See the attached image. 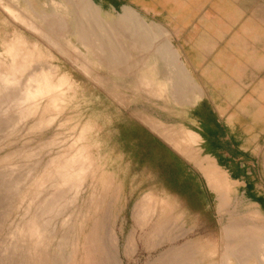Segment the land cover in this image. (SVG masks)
I'll list each match as a JSON object with an SVG mask.
<instances>
[{
  "label": "rangeland",
  "instance_id": "1",
  "mask_svg": "<svg viewBox=\"0 0 264 264\" xmlns=\"http://www.w3.org/2000/svg\"><path fill=\"white\" fill-rule=\"evenodd\" d=\"M0 3V63L9 64L10 59L6 52L8 46L14 42L20 47L19 56L31 60L26 70L24 68L23 73L16 77L19 82V89L15 88L16 93L24 88L30 79L29 76L48 72L49 83L57 99L54 109L49 110L47 106L50 99L47 100V96L29 98L23 102V98H0V264H26L19 233L25 225L33 222V217L45 197L42 193L43 195L35 198L34 187L42 185L43 181L47 183V171H53L62 165L64 159L77 155H80V164L85 167V177L73 203L68 207L70 210L67 208L62 215L52 218L55 219V230L51 236L55 237L49 238L51 241L49 240L46 248L48 253L55 256L47 264H64L70 260L75 264H85V252L80 247L95 226L104 233L113 230L117 234L123 264H170V259H173L171 264H186L185 259L189 255L188 264H220L219 261L224 264L222 254L224 245L228 242L224 240L226 237L223 228H230L237 222L246 226L262 227L264 230V217L243 199L237 187L228 180L229 189L231 188L229 200L222 212L220 213L219 209V194L215 191V195L211 196L210 207L200 208L197 199L175 192L165 179L158 175L155 163L141 166L134 161L130 148L118 141L119 126L126 120H132L133 113L159 115L165 122L177 113L179 106L183 107L191 101L190 91H184L182 95L175 92L177 95L173 99L168 96L157 100L135 88L139 77H150L154 80L158 78L160 85H166L165 79L170 73L164 66L157 75L151 72L153 65L148 63L154 61L151 56L153 49L132 50L131 43L124 45L121 42V39L126 37L138 41L145 40L142 36L144 33L125 27H120L119 31L112 27L106 28L107 23L90 24V28L85 30V35L94 36L93 41L104 40V35L111 29L117 31V36L120 35L119 39H116L118 37L114 34L113 39L116 40L111 39V43H90L91 48H87L90 54L86 46L77 43L67 31L57 34L56 42L49 44L45 38L43 40V37L38 34L37 36L29 28H24L23 23L15 20L14 22L5 9L9 7L16 13H22L28 20L40 14L49 24L54 21L53 16L72 23L76 17L73 15L76 13L75 6L92 18L100 17L111 22L117 21L121 14L101 13L98 16L82 0H0ZM29 5L32 9H26ZM42 28L47 27L42 25ZM158 29L162 30L161 27ZM128 32L129 34L125 35ZM166 37H162L160 43L156 41L150 46L165 45L167 51L171 52L166 55V59L174 63V49ZM66 40L70 41L81 55L88 54L90 62L88 60L85 66L80 65L76 57L77 51L63 49ZM169 45L171 49L168 48ZM93 49L95 54H92ZM92 55L95 60H92ZM21 78L26 80L23 79L24 82L21 83ZM60 84H64V87H60ZM31 110L35 112L29 114ZM177 135L179 136V133ZM51 160V165L45 170ZM201 172L203 173L202 169ZM208 186L212 190L209 184ZM65 191L66 197L70 193L67 188ZM149 196L153 199L149 198L147 205H157L159 208L160 203L164 202L171 209L161 227L155 225L157 215H153L149 220L153 223L146 225L138 224L134 217L137 204ZM69 215L73 218H66ZM62 220L69 221L70 224L68 222L67 227L62 228ZM69 226L72 232L64 239L65 242L61 243L60 233L66 232ZM105 237L101 238L104 251L109 245ZM75 240L80 244L77 255L71 253V244ZM51 242L54 243L51 245ZM231 244L233 243H228ZM254 247L256 245L250 247L254 256L247 260L240 258L245 260L239 261L240 264H258L257 258L264 253V249L257 246L256 250ZM104 255L107 259L104 264H109L106 252ZM99 256L98 253V264H102V255ZM228 262L236 264L238 259L233 257Z\"/></svg>",
  "mask_w": 264,
  "mask_h": 264
},
{
  "label": "crops",
  "instance_id": "2",
  "mask_svg": "<svg viewBox=\"0 0 264 264\" xmlns=\"http://www.w3.org/2000/svg\"><path fill=\"white\" fill-rule=\"evenodd\" d=\"M90 1L101 13L122 15L129 10L161 27L174 49V64L181 67L177 77L184 78L179 94L190 91L191 101L165 122L159 115L133 113L130 121L171 152L146 160L133 156L134 161L141 166L155 163L163 179L174 174L180 190L170 187L197 199L198 207L205 209L215 192L201 168L211 161L264 217V0ZM141 44L130 46L165 47ZM170 61L160 58L156 64L161 68ZM160 83L141 77L135 88L159 99L164 97ZM156 208L170 209L164 202Z\"/></svg>",
  "mask_w": 264,
  "mask_h": 264
},
{
  "label": "bare ground",
  "instance_id": "3",
  "mask_svg": "<svg viewBox=\"0 0 264 264\" xmlns=\"http://www.w3.org/2000/svg\"><path fill=\"white\" fill-rule=\"evenodd\" d=\"M67 1H69V0H67ZM77 1H81V0H77ZM82 1L85 4H87L90 8H92V10H94L98 14V16L101 15V12L91 3L90 0H82ZM0 5H1V3H0ZM30 7L31 6L29 5V6L26 7V9H32ZM74 10H75L76 13L73 14V15H74V17L75 16L76 17H75V20L72 23H70L67 19L63 20L60 17L58 18L57 16H53L52 18L54 19V21L51 22L50 24L40 14H36L33 19L28 20V19H26V15H24L22 13H16V11L11 10L9 7H7L5 9V12L8 14V16H10L13 19V21L15 20L18 23H20V22L23 23L24 24L23 25L24 28L25 27L29 28L30 30H32L33 33H36V35L38 34L39 36L43 37L42 38L43 40L45 38V40L48 43L50 42L51 44L52 43L54 44V42H56L57 34H61L64 31H67L68 33L70 32V34L76 39L77 43H79L83 47L86 46L85 47L86 49L87 48H89V49L91 48L90 45H89L90 43L91 44H95V43H98V44L111 43V39H113V36H115V35H116V37H118V38H116V37L115 38L119 39L120 35L117 36L118 34H115L117 31L115 30L116 31L115 32V31H112V29H111L108 34L104 35V40L93 41L92 37L94 38V36H91V37L89 36L88 37L87 35H85V33L87 32V31L85 32V30L87 28H90V24H94V23L96 24V22L107 23L106 25H108V27H106V28L112 27V28H116L118 31H119L120 27H123V28L125 27V28H128L129 30H135V31L139 30L142 33H144V34H142V36L145 38V40L142 39L141 41H138V40H135V39H133L131 37H126L125 36L126 37L125 39H121L123 41L119 40L122 43H124V45L128 44V43L129 44L130 43H132V44L133 43H140V44L141 43H152L153 44V43H156V41H158L160 43L161 41H159V40H161L162 37H164V38L166 37L165 34H164V31L163 30H159L158 29L159 27H157L156 24H152V23L150 24V23L145 22L138 14H136V13H134L132 11H129V10L125 11L122 15H120L119 19L117 21H115V22L107 21V20L102 19L100 17L92 18V17L88 16L87 14L83 13L80 9H76V6H75ZM42 25L47 27V28H42ZM100 26H102V25H100ZM98 29H99V27H98ZM129 30H127V31H129ZM127 34H129V32L126 33L125 35H127ZM128 36H130V35H128ZM143 37H141V38H143ZM116 39H113V40H116ZM68 40H66L64 45L62 46L63 49L66 50V48H70L72 50H75V47L73 46V44L70 41H68ZM14 43L11 44L10 46H8V49H7V52H6L7 57L10 59L9 64L0 63V98L1 97L2 98L5 97V98H8V99L9 98L10 99L11 98L12 99L13 98H17V100L18 99L21 100L23 98V100L21 101V102H23L24 100H28L29 98L33 99V98H37V97L39 98V97L47 96V100H48V98L50 99V101L48 100L49 103H48L47 107L49 108V110L51 108L54 109L55 102H56L57 99L55 98L56 96H54V94H53L54 90H53V88L51 87V85L49 83V73L48 72H46V73L45 72H41L40 74H38V72H37L38 75H34L32 77L29 76L30 79H28L27 84L24 86V88L16 93L15 88H18V83H19L18 80L16 79V77H17L18 74H20L22 72V70L24 68L26 70V68H27L28 64H30L31 60H30V58H25L24 59V56H22V55L19 56L18 51L20 50V47H19L18 44H14ZM95 47H96V45H95ZM95 47H93V48H95ZM163 48L165 50L164 49L163 50H161V49L157 50L156 48H154V50H152V52H151V56H153V60L154 61H151L148 64L149 65H153L152 69H151L152 73L156 74L158 69H161L160 67H158V65H156V63H157L156 60H158L160 58H166V55H170L171 54L170 51H167L166 47L163 46ZM168 48H170V45H169ZM26 49H27V47H26ZM75 51H77V53H78V54H76V57L79 60V64L82 65V66H85L86 62H88V60H89L88 59V54H87V56H85V55H81L82 53L80 54L78 50H75ZM92 51H93L92 54L93 53L95 54L94 49ZM87 52L90 53L88 51V49H87ZM93 56L94 55H92V60H95V57H93ZM107 57L108 56H106V58ZM172 57L175 58V55L172 56ZM89 62H90V60H89ZM153 62H154V64H153ZM176 63H178V62H176ZM164 67L165 68L167 67L168 71L170 73L168 74L169 75L168 78L165 79L166 80V85L161 84V85H158V86L160 87V90H162L161 93L164 94V97H168L169 96V97H171L173 99V98H175V95H177V94H175V92H179V91L181 92V90H182L181 89V82L183 81L184 78L181 79V76L177 77V76L180 75L178 71H179V69H181V67L176 66L174 63L167 64ZM47 68L48 67H46V69ZM142 69H143V67H142ZM38 70H41V69H38ZM184 75H186V74H184ZM23 79L20 81L21 83H23L26 80V79H24V81H23ZM138 79H140V81H141V77H139ZM63 85L64 84H60V87H64ZM158 86H157V89H158ZM21 87H23V85ZM191 88H192V86H191ZM157 89L155 91H157ZM154 96H156V95H154ZM162 97H163V95H162ZM156 99H158V97ZM56 106H58V105L56 104ZM35 107H36V105H35ZM48 108H47V110H48ZM57 110H58V108H57ZM34 112H35L34 110H31V111H29V114L30 113H34ZM48 116H49V114H48ZM166 130H163V131H166ZM172 133H170V134H172ZM168 136L172 137L171 135H169V133H168ZM172 139H173V137H172ZM169 140H170V143H172L170 138H169ZM174 142H175V139H173V143ZM178 146H179V143H178ZM178 146L176 145L175 147H178ZM51 162H52V160L50 162H48V164L45 167V170H46V168L49 167V165H51ZM84 168H85L84 165L80 164V155L73 156V157H71L69 159H64L62 161V165H60L58 168L56 167L53 171L52 170L51 171H47V172H49L48 175H47L48 177H46V179L48 178L47 179V183L43 181L42 185L34 187L33 193L35 195V198H38V196L41 195L42 193L45 195V197L43 198V201L41 203L42 206L40 208H38L39 211L37 210L38 212L33 217V222H30L27 225H25L24 228H22V230H20V233H19V237H21V246L23 247L21 249V246H20V249L22 250V252L24 254V259L26 260V264H47V262L52 260L53 256H55L54 254L48 253L49 250H47V248H46V245L48 244V242L51 241L49 238L55 237L54 235L51 236L54 233L53 230H55V228L53 226L55 224V221H54L55 219H52V218H56V216L62 215V213L65 210H68L69 209L68 207L71 206V204L73 203V201L75 199V196L78 194L79 189H80V187H81V185L83 183V179L85 177V173H84L85 169ZM201 169H202V171L204 173L205 178L208 181V184L210 185V187H212V190L219 194V202H220V204H219L220 208L219 209H220V213H221L222 209H224V207L226 205H228L227 203H228V200H229V190L231 189V188L229 189V183L227 181L228 179L225 178L224 176H222L219 172H217V167L211 161L208 162L206 165H204V167L201 168ZM66 188H67V190L69 191V193L71 195L69 193H67L69 195H67L65 197L64 193L66 192L65 191ZM149 198H150V200L153 199L152 197L149 196L148 198L142 199V201L137 204V206L135 208L136 210H135V213H134V217L136 218L138 224L146 225V224L153 223V222H149V220L151 219V217H153V215H155V216L157 215V220L155 222V225H157V227H161L162 226V222L164 221V219L167 216V214L170 212V209L163 208V209L158 210L156 208V206L155 207H151V206L147 205L146 203L148 202ZM114 203H112V204H114ZM69 212L70 211H67V213H69ZM228 212L230 213V211H228ZM251 212H253V211H251ZM69 216L68 217L65 216V217L66 218H71V219L73 218V217H71V216L69 217ZM61 218H63V217H61ZM232 218L233 217H231V219ZM68 222L69 221L62 220V224H61L62 228L63 227H67ZM63 224L64 225L66 224V226H64ZM69 224H70V222H69ZM180 224H182V222ZM71 227H72V225H71ZM71 227L69 226L68 229L66 228L67 229L66 232L63 231L62 233H60L61 234V243H63L64 239L66 237H69V235L71 234V232H72V228ZM103 228H104V226L102 225V229ZM260 228H258V226H252L251 227V226L242 225L241 223H237V222H235L232 225V227H230V228H228V227L227 228H223L224 237H226L224 240H227L228 243H233L231 245H228V243H226L224 245L225 249H224L223 254H222L223 255L222 258H224L223 260L225 262L224 264H229L228 260L230 258H233V257L236 260L238 259V262L236 264H238L239 261H241V260H243L242 262L245 261L244 259H240V258H245L246 260L249 259V258H252L254 256V254L252 253L250 247H253L254 245H256V247H254V248H256V250H257V248L259 246L262 249H264V233H263L264 230H263L262 227H260ZM171 231H172V229H171ZM178 233H179V231H178ZM80 234H82V233H80ZM105 236H107V237H105ZM168 236H166V237H168ZM102 237H105L104 239H107L108 243H109L108 248L106 249V251H104L103 248H102V246H103L102 245L103 239H101ZM180 237H182V236H180ZM78 240H75L74 242H72V244H71V246H72L71 253L73 255H77V254H79L80 249H82V251L85 252V254H84V256H85V264H98V260H97V257H96L98 255V253L100 254V256L102 255L101 263L102 264L106 263L107 259H105V255H104L105 252H106V254L108 256L109 264H123V262L121 260V257H120V254H119V238H118L117 234L113 230H111L109 233H104L98 226H95L92 230L89 231V233L86 236L85 241L82 244V246L80 247V249H79L80 244H79ZM53 243L51 242V245ZM185 245H188V244H185ZM50 248H52V247H50ZM16 249H17V246H16ZM128 249H126L127 252H129ZM185 249H187V248H185ZM185 249L183 248V250H185ZM129 253H131V252H129ZM129 253H127V254H129ZM168 253H169V251H168ZM174 253H173V255H175ZM177 254H179V253H177ZM183 254L184 253H182V255ZM164 255H166V254H164ZM258 255L259 254H257V256ZM188 257H187V259H185L186 260V264H188V261H190V260H188ZM75 258H77V257H75ZM179 258L181 259V257H179ZM160 260H162V259L160 258ZM172 260L170 259L171 262H172ZM163 261H164V258H163ZM63 262H64V260H63ZM167 262H169V260H167ZM171 262H170V264H171ZM178 262H180V261H178ZM257 262H258V264H264V253L259 255V257L257 258ZM176 263H177V261H176ZM219 263L221 264V261H219ZM64 264H75V263H74L73 260H70L69 262L64 263Z\"/></svg>",
  "mask_w": 264,
  "mask_h": 264
},
{
  "label": "trees",
  "instance_id": "4",
  "mask_svg": "<svg viewBox=\"0 0 264 264\" xmlns=\"http://www.w3.org/2000/svg\"><path fill=\"white\" fill-rule=\"evenodd\" d=\"M117 139L130 148L133 156L137 159L146 160L154 156L164 157L171 153L161 142L130 120H126L119 126ZM165 179L173 189L180 190L179 183L174 174H165Z\"/></svg>",
  "mask_w": 264,
  "mask_h": 264
}]
</instances>
